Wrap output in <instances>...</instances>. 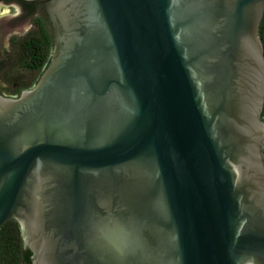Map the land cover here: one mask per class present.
Listing matches in <instances>:
<instances>
[{
    "label": "water",
    "instance_id": "obj_1",
    "mask_svg": "<svg viewBox=\"0 0 264 264\" xmlns=\"http://www.w3.org/2000/svg\"><path fill=\"white\" fill-rule=\"evenodd\" d=\"M50 60L0 94V229L32 264H264V0H21Z\"/></svg>",
    "mask_w": 264,
    "mask_h": 264
},
{
    "label": "trees",
    "instance_id": "obj_2",
    "mask_svg": "<svg viewBox=\"0 0 264 264\" xmlns=\"http://www.w3.org/2000/svg\"><path fill=\"white\" fill-rule=\"evenodd\" d=\"M21 1V0H19ZM37 30L34 35L19 43V47L24 51L26 70L35 73L33 82L25 88H16L15 97L22 91L32 88L38 81L42 72L50 60L53 46L51 35L47 32L40 21L35 20ZM259 34L264 45V17L262 19ZM264 120V111H263ZM30 250L26 249L22 239L21 229L18 222L14 219L6 222L0 229V264H32Z\"/></svg>",
    "mask_w": 264,
    "mask_h": 264
},
{
    "label": "flooded vegetation",
    "instance_id": "obj_3",
    "mask_svg": "<svg viewBox=\"0 0 264 264\" xmlns=\"http://www.w3.org/2000/svg\"><path fill=\"white\" fill-rule=\"evenodd\" d=\"M3 8H7L9 10L6 13H12L11 16L15 19V21L25 22V24H27L28 26L25 31L20 29L19 32H13L12 34H8V38H7L8 45H7V49H5L4 51L6 57L10 56L12 51H13V54H15L14 52H15L17 43L21 44L26 39L34 35V33L37 30L36 24H34L35 20H38L40 21V23L43 24L47 32L51 35L52 41H53V28H52L50 18L41 5L36 4V3H24L23 1H19V0H0V9H3ZM13 30H14L13 28H10L9 30H7V33H9L10 31L12 32ZM21 52H22L23 59L21 63H19L18 66H19V70L23 71L24 73L28 70L24 68L26 61L24 58L25 54L22 49H21ZM5 62H6V59H4L3 61H0V67H4ZM12 65H13V62L10 64V67ZM28 72L34 74L30 82L32 83L35 73L31 70ZM29 84L15 83L13 84V88H25ZM0 93L10 96V97H15L14 92L7 93V92L0 90Z\"/></svg>",
    "mask_w": 264,
    "mask_h": 264
},
{
    "label": "rangeland",
    "instance_id": "obj_4",
    "mask_svg": "<svg viewBox=\"0 0 264 264\" xmlns=\"http://www.w3.org/2000/svg\"><path fill=\"white\" fill-rule=\"evenodd\" d=\"M9 10L7 8L0 9V61L6 59L5 66L0 67V90L11 93L14 92L16 88H13V84L15 83H27L31 82V79L34 74L26 71L19 70V63H21L23 57L21 48L19 47V43L15 48V54L13 51L11 55L6 57L4 51L7 49V38L8 34H12L13 32H19L20 29L25 31L27 29V24L25 22H17L11 16L12 13H6ZM13 28L14 30L7 33V30ZM13 62V65L10 67V64ZM1 94V93H0ZM4 95V94H2ZM7 96V95H6Z\"/></svg>",
    "mask_w": 264,
    "mask_h": 264
}]
</instances>
